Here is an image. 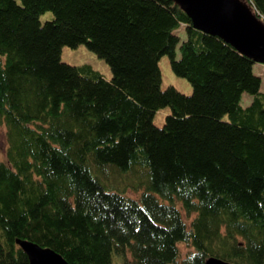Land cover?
I'll use <instances>...</instances> for the list:
<instances>
[{
  "label": "trees",
  "instance_id": "16d2710c",
  "mask_svg": "<svg viewBox=\"0 0 264 264\" xmlns=\"http://www.w3.org/2000/svg\"><path fill=\"white\" fill-rule=\"evenodd\" d=\"M78 43L108 77L60 60ZM162 54L189 93L159 86ZM252 63L172 0H0V264H27L15 238L69 264H264Z\"/></svg>",
  "mask_w": 264,
  "mask_h": 264
},
{
  "label": "water",
  "instance_id": "95a60500",
  "mask_svg": "<svg viewBox=\"0 0 264 264\" xmlns=\"http://www.w3.org/2000/svg\"><path fill=\"white\" fill-rule=\"evenodd\" d=\"M191 25L215 34L251 60L264 63V21L243 0H172ZM27 264H69L59 253L28 239L15 238ZM204 264H233L209 256Z\"/></svg>",
  "mask_w": 264,
  "mask_h": 264
},
{
  "label": "rangeland",
  "instance_id": "374dc122",
  "mask_svg": "<svg viewBox=\"0 0 264 264\" xmlns=\"http://www.w3.org/2000/svg\"><path fill=\"white\" fill-rule=\"evenodd\" d=\"M244 1V0H243ZM50 17V13L48 11L43 12L40 15L41 19ZM181 27L179 26L178 29ZM180 37H183V32L180 31ZM60 60L71 63V64H81V63H88L92 68L99 71L102 75L105 77H108L110 75V70L106 62L101 58L98 57L95 53H93L91 50L86 48L84 44L78 43L74 47H70L67 45H62L60 48V54H59ZM157 64L160 71V82L159 86L163 88L164 86L171 84L173 85L177 90L183 93H189L191 90L189 81L180 75H176L174 72H172L169 63L168 58L166 54H162L159 56L157 60ZM252 70L256 74L260 76L261 82H260V89L264 91V63L253 61L252 63ZM250 99V95L243 92L241 95L240 103L242 105H245L248 103ZM168 112V108L166 106L160 108L157 110L153 116V122L155 124H160L162 122L163 116L165 113ZM3 126L0 125V157L3 153ZM131 195H134V192H131L130 189H128ZM178 206V205H177ZM179 210L181 212V215L183 218L186 216L184 215V211L179 207ZM178 250L180 253V257L184 255V253L187 251V248L183 243H178ZM127 254V253H126ZM128 257V256H127ZM111 264H120V259L117 257H114Z\"/></svg>",
  "mask_w": 264,
  "mask_h": 264
}]
</instances>
